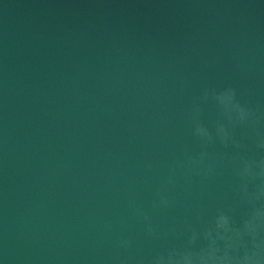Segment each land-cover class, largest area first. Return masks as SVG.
<instances>
[{
	"label": "water",
	"instance_id": "water-1",
	"mask_svg": "<svg viewBox=\"0 0 264 264\" xmlns=\"http://www.w3.org/2000/svg\"><path fill=\"white\" fill-rule=\"evenodd\" d=\"M229 85L264 112V0H0V264H149L180 248L147 237L135 209L186 230L199 207L208 221L233 203L225 166L178 178L175 207L152 211L169 163L200 150L193 99Z\"/></svg>",
	"mask_w": 264,
	"mask_h": 264
},
{
	"label": "clouds",
	"instance_id": "clouds-1",
	"mask_svg": "<svg viewBox=\"0 0 264 264\" xmlns=\"http://www.w3.org/2000/svg\"><path fill=\"white\" fill-rule=\"evenodd\" d=\"M251 94L250 89L241 91L231 85L220 89L205 87L193 99L188 119L200 150L185 151L169 163L168 173L156 189L152 211L175 207L177 201L171 188L178 178L182 177L186 185L191 184L193 177L210 181L225 166L231 167L235 178V198L232 204L217 208L208 221L204 219L207 209L199 207L193 214L194 225L185 217L184 223L189 225L186 230L175 226L159 230L148 212L136 208L147 237L183 241L180 248H167L153 256L149 264H264V156L256 155L264 153V112L242 102V96ZM209 103L218 111L211 127L203 120L204 107ZM217 145L223 151L210 150ZM238 209H243L239 217ZM131 247L130 239L118 242L121 250Z\"/></svg>",
	"mask_w": 264,
	"mask_h": 264
}]
</instances>
